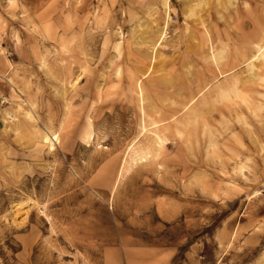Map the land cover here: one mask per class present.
<instances>
[{
	"label": "rangeland",
	"instance_id": "obj_1",
	"mask_svg": "<svg viewBox=\"0 0 264 264\" xmlns=\"http://www.w3.org/2000/svg\"><path fill=\"white\" fill-rule=\"evenodd\" d=\"M164 1L0 0V264H264V0Z\"/></svg>",
	"mask_w": 264,
	"mask_h": 264
},
{
	"label": "bare ground",
	"instance_id": "obj_2",
	"mask_svg": "<svg viewBox=\"0 0 264 264\" xmlns=\"http://www.w3.org/2000/svg\"><path fill=\"white\" fill-rule=\"evenodd\" d=\"M203 1H204V0H202V1H200V2H199V1L197 2V1H196V2H197L196 5H197V6H198V5L200 6L201 3H203ZM206 1H207V0H206ZM207 2H209V0H208ZM166 4H167V0L164 1V6H166ZM219 4H220V3H219ZM214 5H215V4H214ZM186 6H187V5H186ZM194 6H195V5H194ZM203 6H204V5H203ZM191 9H192V8H191ZM201 9H202V8H201ZM201 9H200V10H201ZM192 10H193V9H192ZM197 10H198V9H197ZM200 10H199V11H200ZM202 10H203V9H202ZM190 13H191V12H190ZM209 13H210V12H209ZM147 14H148V13H147ZM198 20H201V19H198ZM201 21H202V20H201ZM201 24H202V23H201ZM215 31H216V30H215ZM217 31H218V30H217ZM208 32H209V31H208ZM220 33H221V32H220ZM207 34H208V33H207ZM209 35H211V33H210ZM258 35H260V37H259V42H258V45H257L258 47H257V46H256V47H257V50H261V49H264V30L261 29L260 32L258 33ZM141 36H142V35H141ZM211 51H212V50H211ZM258 53H259V52H258ZM255 54H256V53H255ZM256 55H258V56L260 55V56L262 57V62H264V50H262V52H261L260 54H256ZM258 56H257V57H258ZM260 56H259V57H260ZM220 57H221L220 53H218V54H212V58H213V60H216V58H217V59H220ZM257 57H256V58H257ZM215 65H216V64H215ZM254 75H255V74H254ZM260 77H261V76H259V74H258V78H260ZM260 79H261V78H260ZM15 119H16V118H15ZM55 135H56V134H55ZM53 137H54L53 139H55V140L57 139L56 136H53ZM158 138H159V137H158ZM159 139H160V138H159ZM29 199H30V198H29ZM34 215H35V213H34ZM41 220H42V219H41Z\"/></svg>",
	"mask_w": 264,
	"mask_h": 264
}]
</instances>
